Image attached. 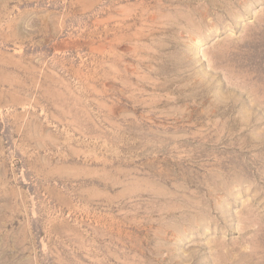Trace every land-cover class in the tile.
Returning a JSON list of instances; mask_svg holds the SVG:
<instances>
[{
  "label": "rangeland",
  "instance_id": "rangeland-1",
  "mask_svg": "<svg viewBox=\"0 0 264 264\" xmlns=\"http://www.w3.org/2000/svg\"><path fill=\"white\" fill-rule=\"evenodd\" d=\"M0 264H264V0H0Z\"/></svg>",
  "mask_w": 264,
  "mask_h": 264
}]
</instances>
